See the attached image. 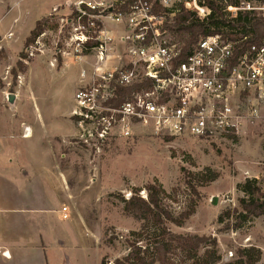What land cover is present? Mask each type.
<instances>
[{
	"label": "rangeland",
	"instance_id": "rangeland-1",
	"mask_svg": "<svg viewBox=\"0 0 264 264\" xmlns=\"http://www.w3.org/2000/svg\"><path fill=\"white\" fill-rule=\"evenodd\" d=\"M80 0H0V129L7 128L10 113L16 120H24L35 128L36 115L42 116L46 124L50 115L64 110H76L74 94L80 88L76 80L84 71L92 74L93 69L80 62L96 64L94 51L83 55L87 49L79 51L74 36L77 25L69 22L75 10L62 6L47 16L48 28L25 48L26 39L37 21L47 12L51 3H77ZM104 2L103 0H95ZM219 4L223 0H216ZM247 1L257 7L264 0ZM191 0H176V8L187 6ZM203 7V0H196ZM205 8V7H204ZM100 17L102 31L109 33V61H127L128 45L122 42L124 27L111 21L108 15L95 10ZM262 14V13H261ZM263 15V14H262ZM107 17L108 19H103ZM46 18V17H45ZM43 19V18H42ZM96 30V28H94ZM91 30V31H94ZM174 40L183 41L185 35L170 31ZM93 35V33H91ZM84 59V60H83ZM20 62L21 67L16 63ZM65 75L61 69L68 67ZM84 69H83V68ZM76 86V87H75ZM15 95L16 109L8 104ZM7 109L9 112H1ZM75 116L70 117L75 134L64 141L55 139L56 151L52 153L49 131H44L43 141L35 145L32 152L24 155L25 161L47 162L54 154V161L62 168L70 170L68 194L60 195L53 205L55 210L65 207L72 222L64 230L68 243L69 256L79 260V264H113L127 252L126 241L131 231H137L140 223L125 216L121 200L131 196L133 191L146 197L141 189L157 181L170 195L165 206L178 217L190 204L195 203V213L177 227L167 223V228L177 235L210 236L217 240L221 264L237 261L242 248L261 247L264 254V222L258 218L257 224L236 232L228 231L227 224L219 225L217 217L225 210L238 209L242 195L236 186L246 178L256 177L264 190V127L246 126L238 138L225 141H205L191 138H173L155 133L151 128L134 124L129 137L115 132L105 141L94 136L81 137L84 131L77 128ZM46 119V120H45ZM37 121V120H36ZM41 123V122H40ZM25 128L23 135H25ZM65 132L74 127L64 121ZM29 133V130H28ZM28 135V134H27ZM47 136V137H46ZM46 137V138H44ZM5 144L6 141H4ZM28 141L19 140L17 145L29 147ZM29 150L31 148L29 147ZM210 167L219 174V179L205 187L197 181L191 185L196 188L198 197L185 183L181 168L196 173ZM235 216V215H234ZM233 216V217H234ZM84 221H86L84 223ZM229 225H232V219ZM254 227V229H251ZM202 254V251H200ZM176 264L180 262L173 257ZM258 264H264V257Z\"/></svg>",
	"mask_w": 264,
	"mask_h": 264
},
{
	"label": "built area",
	"instance_id": "built-area-1",
	"mask_svg": "<svg viewBox=\"0 0 264 264\" xmlns=\"http://www.w3.org/2000/svg\"><path fill=\"white\" fill-rule=\"evenodd\" d=\"M103 1L80 0L71 5L76 15L69 22L77 25L79 35L73 40L79 51L86 49L89 40L99 42L91 49L96 52L93 73L81 72V79L88 81L73 97L77 111L72 116L77 128L85 132L81 137L105 141L116 131L129 137L136 124L168 137L223 142L238 138L248 125L264 127V39L237 55L236 42L208 35L185 54L184 44L174 40L165 26L178 12L176 0ZM190 3L201 19L209 15L196 0L188 8ZM156 7L164 11L155 14ZM95 10L124 27L121 38L128 45L127 61L119 58L111 71H100L109 57L111 39L105 29L97 31L94 22L100 17ZM225 10L231 18L239 11L264 16V3L257 7L239 3ZM83 18L86 26L81 23ZM144 81L150 82L149 90L134 94L119 107L111 105L118 88Z\"/></svg>",
	"mask_w": 264,
	"mask_h": 264
},
{
	"label": "trees",
	"instance_id": "trees-1",
	"mask_svg": "<svg viewBox=\"0 0 264 264\" xmlns=\"http://www.w3.org/2000/svg\"><path fill=\"white\" fill-rule=\"evenodd\" d=\"M203 7L209 10V15L199 19L195 13L187 10L182 5L178 12L165 26L175 33L184 34L185 37L180 43L184 44L183 51L188 54L200 38L208 35H221L223 39L236 42V53L241 54L251 46H258L264 39V16L253 11H239L235 18L225 10L226 7H236L239 3H247L241 0H223L218 3L216 0H203ZM164 11L160 7L155 8V14ZM76 15V13H74ZM49 18H43L36 22L34 29L26 39L25 48L30 46L38 38L49 24ZM166 21H169L168 19ZM86 26V18L81 19ZM97 31L102 28L100 21H95ZM99 45V42L92 39L85 44L89 54L92 48ZM21 67V63H16ZM151 88L150 82L144 81L130 88H118L116 98L111 102L114 107H119L123 102L128 101L136 93ZM185 176L186 185L191 188L195 196H199L196 188L191 185L197 181L200 187H205L219 179V174L210 167L193 173L181 168ZM237 192L242 197L238 200L239 208L225 210L217 217L219 225L227 224L228 231L236 232L243 228L244 224L251 225L257 218L264 222V190L256 178H246L243 183L236 186ZM146 197H141L137 191H133L127 199L121 200L122 212L125 216L140 223L137 231H131L126 241L127 252L124 257L115 259L113 264H176L173 257L180 262L190 264H221V257L218 253L217 240L210 236L177 235L167 228V223L177 227L182 225L195 213V203L184 210L178 217L165 206V200L170 195L157 181L145 185ZM235 215V216H234ZM234 216V217H233ZM232 219V225H229ZM202 251V254H200ZM238 260L227 264H258L261 260V251L255 247L242 248L238 252ZM101 264H104L102 261Z\"/></svg>",
	"mask_w": 264,
	"mask_h": 264
},
{
	"label": "crops",
	"instance_id": "crops-1",
	"mask_svg": "<svg viewBox=\"0 0 264 264\" xmlns=\"http://www.w3.org/2000/svg\"><path fill=\"white\" fill-rule=\"evenodd\" d=\"M72 4L74 3H51L41 19L57 8H69ZM108 56L107 61L100 66L101 72L111 71L118 65V61H109L112 56ZM80 62L94 68V64H86L82 60ZM68 68L69 66L61 69V75H65ZM87 81L88 78L83 80L79 74L76 86ZM9 96L11 101L8 104L15 110L17 97ZM72 110L73 107L60 114L50 115L48 124L37 114L35 128L29 127L22 119L16 120L14 112L1 110L2 113H10V122L7 128L4 127V132L0 129V264H79V260L69 256L68 243L65 241L67 236L64 230L72 222L68 210L64 213L62 209L65 207L55 210L53 206L61 194L71 191L68 184L70 170L55 162L54 154L49 155L50 160L45 163L25 161L23 158L25 154L28 157V153L36 149L35 145L43 141L44 131L50 132L47 135L52 153L57 150L55 139L64 141L74 135L77 129L70 120ZM64 121L74 127L72 133L69 129L65 132ZM24 127L29 129L28 136L23 135ZM19 140L28 141L31 150L29 147L23 149L24 146L20 148L17 145ZM258 220L255 219L252 224L256 225ZM256 248L261 251V257H264L263 248Z\"/></svg>",
	"mask_w": 264,
	"mask_h": 264
},
{
	"label": "bare ground",
	"instance_id": "bare-ground-1",
	"mask_svg": "<svg viewBox=\"0 0 264 264\" xmlns=\"http://www.w3.org/2000/svg\"><path fill=\"white\" fill-rule=\"evenodd\" d=\"M28 130H29L28 128H26V130H25V133H26L25 135H26V136H28V135H27V134H28Z\"/></svg>",
	"mask_w": 264,
	"mask_h": 264
}]
</instances>
